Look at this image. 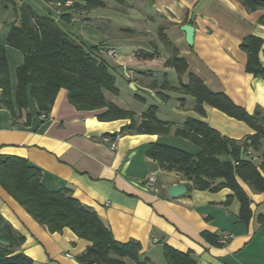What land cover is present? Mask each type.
I'll use <instances>...</instances> for the list:
<instances>
[{
    "label": "crops",
    "instance_id": "0c3cea01",
    "mask_svg": "<svg viewBox=\"0 0 264 264\" xmlns=\"http://www.w3.org/2000/svg\"><path fill=\"white\" fill-rule=\"evenodd\" d=\"M87 1L0 0V43L20 23L16 5L27 3L39 15L55 18L86 46L114 48L115 55L102 56L116 75L119 91L106 90V98L134 111L138 124L149 106L157 105V117L173 125L171 132L134 129L116 135L131 119L100 120L98 115L106 108L79 110L69 101L66 88L60 89L49 117L40 122L32 96L28 109L12 110L2 104L0 87V155L26 158L41 169L42 183L51 190L70 188L74 197L100 215L115 239L139 241L141 258H149L148 264L163 258L167 264L164 244L191 252L196 264H264V190L255 191L238 178L251 199V215L243 221L240 199L231 188H196L182 172L164 169L148 155L155 142L198 154V144L174 134L187 118L201 119L241 145L248 143L246 137L255 133L248 123L208 103L201 113L195 97L177 87L187 84L193 73L213 93H225L249 113L264 111V75L248 70V51L242 47L250 37L258 42L257 56L264 66V24L259 22L264 8L249 10L242 0H100L105 5L85 7ZM75 2L79 6L71 7ZM130 11L138 14L136 24L129 20ZM187 23L195 27L193 46L181 28ZM146 53L155 55L139 56ZM174 55L188 63L182 74L166 65ZM6 56L14 97L16 70L24 54L7 44ZM120 82L133 83V89L145 94L138 93L144 102L131 106L118 101ZM28 112L33 117L26 125ZM241 158L253 161L264 177V138L259 150L242 146ZM181 182L190 186L189 191L172 197L169 186ZM0 214L24 236L15 253L30 256L34 264H81L77 256L91 244L69 227L50 232L1 183ZM204 232L215 235L219 244ZM224 236L225 244L220 242Z\"/></svg>",
    "mask_w": 264,
    "mask_h": 264
},
{
    "label": "trees",
    "instance_id": "16d2710c",
    "mask_svg": "<svg viewBox=\"0 0 264 264\" xmlns=\"http://www.w3.org/2000/svg\"><path fill=\"white\" fill-rule=\"evenodd\" d=\"M16 3V0H4ZM67 0H60L61 4ZM249 10L264 8V0H242ZM105 5L100 0H88L89 6ZM79 5L72 4L71 7ZM20 23L14 25L5 43H0V87L2 104L10 109L17 106L28 109L29 96L36 102L35 117L40 122L42 114L52 110L61 88L68 90L69 101L79 110L106 108L98 115L100 120L129 118L131 122L122 126L116 135L131 133L134 129L144 133L169 134L172 124L157 117L158 106L152 104L142 114L138 124L136 113L117 105L106 98L105 91H119L116 75L102 54L99 46H86L72 33L65 30L55 18L39 15L31 5H16ZM264 24V15L259 18ZM251 38V37H250ZM248 40L242 47L248 51L247 68L255 74L264 75V66L259 62V44ZM164 40H167L164 39ZM168 41V40H167ZM24 54L23 63L17 68V88L13 97L10 70L6 56V45ZM177 52V51H176ZM175 52V53H176ZM154 53L139 56L154 57ZM166 65L173 66L179 74L184 73L188 63L174 55ZM177 89L191 94L196 99V109L204 113V103L213 105L228 115L248 123L254 134L246 137L248 143H240L222 136L207 122L187 118L183 125L175 128L174 134L186 137L201 147L194 155L165 143H152L148 155L158 160L164 169L182 172L194 187L220 190L231 188L241 202V219L247 221L251 215V199L240 185L238 178L248 183L255 191L264 190V177L258 166L251 160L241 158L242 146L259 150L264 138V111L257 108L249 113L235 104L225 93H213L206 83L191 73L189 82L181 83ZM135 97L139 98L138 94ZM182 100H184L182 98ZM33 114L28 112L25 124H30ZM227 156V158H224ZM0 183L18 200L26 210L50 232H60L71 228L79 237L91 242L88 248L77 256L81 264H148L149 258H141V243L135 239L121 242L115 239L111 229L100 215L90 206L73 196L72 190L64 187L51 190L42 183V171L26 158L14 155H0ZM214 244L218 238L204 232ZM24 241L13 226L0 214V264H34L33 259L24 253H15ZM167 264H196L191 252H183L164 244Z\"/></svg>",
    "mask_w": 264,
    "mask_h": 264
},
{
    "label": "rangeland",
    "instance_id": "374dc122",
    "mask_svg": "<svg viewBox=\"0 0 264 264\" xmlns=\"http://www.w3.org/2000/svg\"><path fill=\"white\" fill-rule=\"evenodd\" d=\"M119 7H121V8H125L126 7V5H123V6H119ZM129 14H132L130 17H129V20L131 21V22H134L135 24H136V19H137V16H138V14H137V12H135V11H133V12H129ZM123 30V29H122ZM123 31H125V29L123 30ZM136 31H134V33H135ZM133 33V32H132ZM130 35H131V33H130ZM151 38V37H150ZM149 39V38H148ZM107 45H104V46H102V47H106ZM98 51H99V49H98ZM118 86H120V94H119V96L117 97L118 98V101H121V103H125V104H129V105H131V106H135V105H137V106H139L140 105V102L141 103H143L144 101L143 100H141L140 98H137V97H135V94H142V95H145L144 93H140L138 90H136V89H133L129 84H126V83H124V84H122L121 82L118 84ZM147 98H148V96H147ZM149 103H151V102H149ZM159 260L163 263V264H165V259L163 258V260H161V259H158V264H160L161 262H159Z\"/></svg>",
    "mask_w": 264,
    "mask_h": 264
},
{
    "label": "water",
    "instance_id": "95a60500",
    "mask_svg": "<svg viewBox=\"0 0 264 264\" xmlns=\"http://www.w3.org/2000/svg\"><path fill=\"white\" fill-rule=\"evenodd\" d=\"M182 30L186 33V41L188 45H194V34H195V27L192 24H184L181 26ZM131 87L135 88V85L131 83ZM190 186L187 183L181 182L172 184L169 186V192L172 197H177L179 195L185 194L189 191Z\"/></svg>",
    "mask_w": 264,
    "mask_h": 264
},
{
    "label": "built area",
    "instance_id": "2783aa9c",
    "mask_svg": "<svg viewBox=\"0 0 264 264\" xmlns=\"http://www.w3.org/2000/svg\"><path fill=\"white\" fill-rule=\"evenodd\" d=\"M99 52L101 54H111V55H115L116 54V50L114 48H108V47H101L99 48ZM42 118H48L47 114H42L41 116ZM112 146L115 147L116 146V140L112 141ZM249 153H251V151H248ZM148 182L153 184L155 182V178L153 176H150L148 178ZM228 241V236H224L223 238L220 239V242L225 244Z\"/></svg>",
    "mask_w": 264,
    "mask_h": 264
}]
</instances>
